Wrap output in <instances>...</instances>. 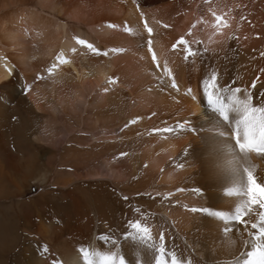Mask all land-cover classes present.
<instances>
[{
  "label": "bare ground",
  "instance_id": "obj_1",
  "mask_svg": "<svg viewBox=\"0 0 264 264\" xmlns=\"http://www.w3.org/2000/svg\"><path fill=\"white\" fill-rule=\"evenodd\" d=\"M181 37L197 56L172 50ZM239 47L251 65L226 81ZM212 72L225 104L239 88L264 107V19L226 16V0H0V264H84L82 248L95 264H155L161 234L169 264L242 262L247 233L215 213H234L246 168L264 184V156L242 153L236 115L209 105Z\"/></svg>",
  "mask_w": 264,
  "mask_h": 264
},
{
  "label": "snow or ice",
  "instance_id": "obj_2",
  "mask_svg": "<svg viewBox=\"0 0 264 264\" xmlns=\"http://www.w3.org/2000/svg\"><path fill=\"white\" fill-rule=\"evenodd\" d=\"M141 16L143 18V14H141ZM215 18L217 20V25H214V27L220 25L227 27V23L224 22L223 17L217 16ZM109 27L114 28L116 26L109 25ZM193 27H195V25ZM144 28L149 36L147 41L148 52L152 53L153 63L157 64V69L159 70L157 58L152 49V29L147 23L144 24ZM125 30L131 31L127 26ZM190 34L191 33L189 32V35ZM76 43L86 47L96 55H108V52H101L85 40L77 39ZM178 45H183L185 61L189 60L191 57L197 56L200 51L199 49L194 50L189 42L183 37L172 45V50L174 52L177 50ZM110 51L120 50L111 49ZM57 59L58 62L62 61L63 63H68L67 60H63L61 57H58ZM53 67H55V65ZM52 70V68L48 70L49 74H51ZM163 72L171 81V87L178 90V85L172 76L171 70L167 66V62H165ZM109 83H115V81L110 80ZM253 87H255V84H253ZM203 89L209 105L216 110L223 119L228 120L229 113H234L236 115L237 119L235 121L233 136L240 151L245 154L255 152L257 155L264 156V107L257 108L252 104L249 96L244 95L241 97L238 95L240 93L239 88L234 90H223L226 93L228 100V103L225 104L224 97L217 95V93L221 92V88L218 83V74L216 72H212L209 78L203 80ZM105 91H107V89H105ZM189 92H191V89H189ZM135 122L136 121H129V124H134ZM179 130L183 131L185 129L179 127ZM162 131L171 133L175 131V129L165 128ZM245 176L246 183L244 187L242 189H233L229 192V195L235 193V195L241 198L234 213L226 215L217 212L215 215L222 219L225 224L241 225L243 231L247 233L248 240L245 241V243L250 247V250L244 254L245 258L243 261H237L236 264H264V184L257 182L256 176L250 168L245 169ZM180 191H183V189H180ZM194 191L198 192L196 189ZM257 208H259L260 211L257 213V218L253 222L249 218ZM186 210L192 213L202 212L210 215L213 214L205 208L191 207ZM130 227L134 230L133 237H138L142 242L148 243L152 239L148 227L142 226L138 222L131 223ZM249 228L251 231H249ZM160 241L161 243L158 246L154 243L150 244V246L154 247L156 251L155 264H169V261L166 258L167 253L163 243V234L160 235ZM80 255L83 257L84 264H95V261L92 259V253L88 250L83 248L80 249ZM97 255L99 256V264H125L124 260L122 258H117L115 254ZM170 261L171 264H179V261L174 255L170 257Z\"/></svg>",
  "mask_w": 264,
  "mask_h": 264
},
{
  "label": "rangeland",
  "instance_id": "obj_3",
  "mask_svg": "<svg viewBox=\"0 0 264 264\" xmlns=\"http://www.w3.org/2000/svg\"><path fill=\"white\" fill-rule=\"evenodd\" d=\"M226 16H233L242 18L250 25L251 17L264 19V0H226ZM231 50L226 52V81L231 78L230 74L236 75L238 70H245L251 65V60L247 54L239 47L230 48ZM231 64V66H230ZM214 65V63H213ZM236 70V71H234ZM234 72H236L234 74ZM233 81V80H232ZM39 190H36V193ZM63 211V210H62ZM58 210V212H62ZM94 227V225H93Z\"/></svg>",
  "mask_w": 264,
  "mask_h": 264
}]
</instances>
